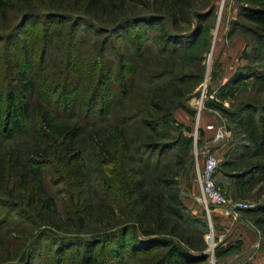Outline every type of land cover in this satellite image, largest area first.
<instances>
[{
    "label": "trees",
    "instance_id": "trees-1",
    "mask_svg": "<svg viewBox=\"0 0 264 264\" xmlns=\"http://www.w3.org/2000/svg\"><path fill=\"white\" fill-rule=\"evenodd\" d=\"M120 2L0 0V44L18 40L24 27L34 20L58 22L62 31L68 26L66 32L61 31L57 36L45 33L41 40L44 49L52 48L54 39L66 41L65 59L45 69L51 72L52 81L46 78L45 83L53 99H41L38 81L42 75L29 76L14 56L4 62L6 71L0 72V206L11 205L16 210L24 207L29 224L38 226L32 218L40 223L44 221L42 226L46 231L42 233L47 235L51 234L49 224L54 220L72 222L81 229L84 215L89 212L84 201L88 184L83 172L89 159L101 175L96 179L98 190L94 189L93 193L97 192L104 202L101 211L111 218L112 225L86 242L89 246L80 264H105L98 260L93 248L115 241L125 249L130 248V253L145 254L144 258H134V264H199L208 249L204 238L207 225L196 219L182 199L180 179L186 176L188 159L181 155L170 163H163L162 159H170L168 154L179 150L185 142L192 143L175 116L178 110H184L194 117L195 110L185 102L193 94L192 82L201 80L205 68L201 65L198 76L186 73L183 64L176 70L178 64L173 61L176 57L167 53L172 45L190 46L199 38L202 23L216 14L217 5L211 0L205 3L204 13H199L193 0H133L136 6L125 11ZM249 2L251 5L240 7L239 17L254 25L264 37V0ZM107 5L118 10L109 20L103 19ZM167 22L171 30H164L158 37V47H144L131 40L146 68L140 89H134L135 80L127 76L134 73L128 67L132 61L129 53H116L112 58L118 63L105 60L111 36L129 28L162 26ZM183 23L188 29L181 31ZM195 23L198 28L191 32ZM80 25L95 35L96 41L89 52L90 55L96 52L97 63L92 61L85 73L82 71L80 90L85 92L75 101L63 96L61 91L70 85L71 76L76 73L74 67L79 62L77 50L81 44L76 40V29ZM100 36L103 38L98 40ZM208 50L206 45L201 62ZM108 82L115 87V93L107 88L108 96L114 97L111 101L100 93ZM214 103L208 101L211 106ZM249 120L254 124V117ZM200 129L203 130L201 124ZM262 136L255 139L258 150ZM157 155L159 158L154 161ZM47 166L66 187L64 203L46 190L43 168ZM255 168L264 170V167ZM194 223L205 230L194 228ZM256 223L264 230V219ZM38 236L29 239L21 233L19 249L5 252V262L28 264L38 245ZM10 239L11 232L5 231L0 237V252ZM54 239L67 241L58 236ZM156 248L157 251H152Z\"/></svg>",
    "mask_w": 264,
    "mask_h": 264
},
{
    "label": "rangeland",
    "instance_id": "rangeland-1",
    "mask_svg": "<svg viewBox=\"0 0 264 264\" xmlns=\"http://www.w3.org/2000/svg\"><path fill=\"white\" fill-rule=\"evenodd\" d=\"M120 1L121 7L125 11H131V8L136 6L133 0ZM203 1L193 0L196 12L204 13L205 3L211 2V0ZM249 1L251 0H224V2L223 0H215L217 12L207 22L202 23V32L199 38L193 40L190 46L184 44V46L177 48L176 45H172L167 53V56L176 57L173 60L178 64L175 65L177 66L176 70L179 65L183 64L186 73L198 76L201 65L205 68L203 74L201 72V80L192 82L190 87L193 94L185 102L191 110H195L194 117L192 119L187 118L184 110H178V117L175 116L179 125L185 128L183 129L185 137L191 138L192 143L185 142L179 150H173L168 154L170 159H162L163 163L175 160L174 157L177 155L188 159L189 167L186 176L180 179L182 199L184 204L193 211L196 219H200L207 225V234L204 238L208 245L205 253L208 255L199 264L264 263V230L256 223L258 219H264V170L255 168L264 167V37L254 25L239 17L240 7L251 5ZM114 8L107 5L104 9L103 19L109 20L115 13H118V10ZM61 27L62 25L58 22L49 20L29 22L21 31L18 40H14L11 44L10 42L6 45L0 44V72L6 71L7 63L4 62L9 60L11 55L14 56L19 67L28 71L29 76L42 75L38 81L41 84L39 91L41 99H53V94L51 96L46 91L47 83H45L46 78L52 81L51 72L50 70L45 71V69L47 66L49 69L53 63L62 62L65 59L66 41L61 42L58 38L54 39L55 43L52 48L47 46L48 48L44 49L41 48V40H43L45 33L57 36L62 31L60 30ZM64 27L66 28L62 32L67 31L68 26ZM180 28L183 31V29H188V26L183 23ZM197 28L198 24L195 23L190 31L194 32ZM164 30H171L168 22L162 26L157 24L141 25L112 35L110 46L104 56L106 62L118 63L112 57L116 53L128 52L132 58L128 67L130 71L134 70V73H127V76L135 80L134 89H140L139 86L141 87V81L145 77L143 74L146 68L143 65V60L138 58L137 49L131 46V40L135 39V44L144 47L156 48L158 47L156 44L158 37ZM136 36L138 37L136 38ZM102 38L103 36H100L98 40ZM76 40L81 43L77 50L79 62H76L77 65L74 67L76 73L75 75L72 74L70 85L65 86L63 90L61 89V93L65 97L78 101L85 92L83 90L82 93L80 90L83 86L82 77L84 74L82 71L85 73V68L92 61H95L94 58L97 56L95 51L92 55L89 52L96 41L91 30L85 26H77ZM206 45H209V50L203 55L201 62L200 57ZM152 57L150 55L154 61ZM206 80H210L209 90L210 93H214L215 97L214 100L209 101L215 103L213 106L208 102L206 103V110L201 114L199 122L201 126H204L206 123L203 124V121H209L210 126H214V129H209V126L207 129L213 134L208 133L211 138L202 140L201 137L204 132L202 129L199 130V133L197 131L196 111L198 98ZM112 85L114 84L108 82L105 90L100 92L107 101L114 100V97L108 96L107 90L109 87L110 91L115 93V87ZM179 114H182L186 120L180 118ZM251 116L255 119L254 124H250L249 117ZM219 127L227 130L229 133L228 140L220 145H211L206 149L215 155L220 162L216 182L231 203L229 209L233 207V210L237 212L238 218L234 219L229 226H220L216 222L217 218L214 215L217 212L215 210L224 213L223 209L216 206L211 207L213 218L212 224L210 223L206 211L198 202L200 189L195 182L194 175L197 152L201 153L204 147L209 143L212 144ZM258 135H263L258 142L261 145L260 150L255 147V139ZM158 158L157 155L154 161H157ZM203 162L200 160L201 165ZM83 172L86 174L88 184V188L84 192V201L89 212L84 215L81 229L74 226L72 222L58 223L54 220L49 224L51 234L47 235L42 233L46 231V227L42 226L45 225L44 221L40 223L38 219L32 218L38 223V226L29 224L28 218L24 215L28 211L24 207L16 210L11 205L0 206V237L4 236L5 231H10L12 234V239L2 245L0 263L16 264L14 261L5 262L4 254L7 251L14 253L19 249L21 233L27 234L29 239L35 235H42L41 237H43L39 239L38 236V245L28 264H76L77 262L80 264L83 262L85 249L89 246V243L86 242H90L92 237H96L98 231L103 232L104 229L107 230L112 225L111 218H106L101 211L104 208V204H102L104 202L98 198L97 192L93 193L94 189L98 190L96 179L101 175L92 160H86ZM43 178L46 190L50 195L61 201L66 199L64 198L67 192L66 187L61 184L51 167L43 168ZM64 202L62 201V203ZM237 225L242 229L241 232H253L258 241V247L250 251L247 256H242L243 239L241 235H237L231 241L229 239L230 229L233 230ZM193 227L203 229L201 225L198 226L195 223ZM211 234L214 236L212 240L207 238ZM55 236L60 239L67 238V241L56 242ZM93 250L98 260L104 261L105 264H134V258L146 257L141 251L137 254L130 253V248L125 249L118 244V241L97 246ZM157 250L156 248L152 251ZM254 260L258 261L254 262Z\"/></svg>",
    "mask_w": 264,
    "mask_h": 264
},
{
    "label": "built area",
    "instance_id": "built-area-1",
    "mask_svg": "<svg viewBox=\"0 0 264 264\" xmlns=\"http://www.w3.org/2000/svg\"><path fill=\"white\" fill-rule=\"evenodd\" d=\"M224 2V0H223ZM223 9V7H221ZM210 80H206L204 83L200 96L198 98V105L196 116L198 122L197 131L199 133L200 129V116L206 110V103L209 100H214V93H210ZM214 92V91H213ZM209 129H214L212 126ZM229 138V133L226 129L219 127L217 130L216 137L212 141V145H220L226 142ZM211 144V143H210ZM202 157V159H200ZM200 160H203V164H200ZM220 162L218 158L211 154L207 149H202L201 153L197 152V161L194 168L195 182L198 184L200 189L199 203L203 206L206 211L210 223L212 224V211L211 207L216 206L217 208L223 209L227 216L237 219V212L235 210L229 209L230 201L227 198L223 190L218 186L216 182V174L219 169ZM208 239L214 238L213 234L207 236Z\"/></svg>",
    "mask_w": 264,
    "mask_h": 264
},
{
    "label": "crops",
    "instance_id": "crops-1",
    "mask_svg": "<svg viewBox=\"0 0 264 264\" xmlns=\"http://www.w3.org/2000/svg\"><path fill=\"white\" fill-rule=\"evenodd\" d=\"M178 115V112L176 113V116ZM185 115H186V117L187 118H190V119H192V116H190L188 113H186L185 112ZM178 117V116H177ZM179 117L180 118H182V119H185V117L182 115V114H179ZM186 120V119H185ZM206 123V125H202V127H203V136H202V140H204L205 138H207V139H210L211 138V135L210 136H208V133H211V134H213L212 132H210V131H208V127L210 126V123H209V121H203V124H205ZM212 127H214V126H212ZM207 139H205V140H207ZM212 144H208L206 147H204L203 149H206V148H208V147H210ZM194 201V200H193ZM217 213L214 215L215 216V218H217V220H216V222L218 223V225H220V226H229L230 224H232V222H233V220H234V218L233 217H229V216H227L226 215V213H225V211H224V213H222V212H218L217 210H215ZM214 212V211H213ZM226 217H228L227 219H226ZM242 231V229H240L239 227H238V225L236 226V227H234V229L232 230V229H230V236H229V239H230V241L233 239V238H235L237 235H241L242 236V239H243V247H242V249H243V253H242V256H247L248 254H249V252L250 251H253L255 248H257L258 247V241L255 239V235H254V233L252 232H241ZM258 260H254V262H257ZM253 262V263H254Z\"/></svg>",
    "mask_w": 264,
    "mask_h": 264
},
{
    "label": "water",
    "instance_id": "water-1",
    "mask_svg": "<svg viewBox=\"0 0 264 264\" xmlns=\"http://www.w3.org/2000/svg\"><path fill=\"white\" fill-rule=\"evenodd\" d=\"M207 253H205L203 256H202V258H204V259H206L207 258Z\"/></svg>",
    "mask_w": 264,
    "mask_h": 264
}]
</instances>
